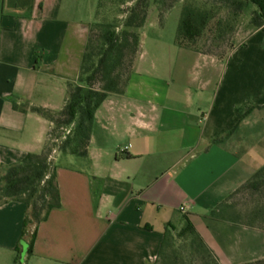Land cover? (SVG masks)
I'll use <instances>...</instances> for the list:
<instances>
[{
  "label": "crops",
  "instance_id": "obj_1",
  "mask_svg": "<svg viewBox=\"0 0 264 264\" xmlns=\"http://www.w3.org/2000/svg\"><path fill=\"white\" fill-rule=\"evenodd\" d=\"M83 14L80 0L29 12L0 0V180L46 146L53 123L30 107L65 105L95 18ZM145 26L125 92L96 110L88 155H53L62 206L23 264H154L165 229L188 220L222 264L264 259L258 222L211 216L264 166V31L241 26L219 57ZM28 211L0 203V264H15Z\"/></svg>",
  "mask_w": 264,
  "mask_h": 264
},
{
  "label": "trees",
  "instance_id": "obj_2",
  "mask_svg": "<svg viewBox=\"0 0 264 264\" xmlns=\"http://www.w3.org/2000/svg\"><path fill=\"white\" fill-rule=\"evenodd\" d=\"M36 0H5L7 8L29 12ZM108 1L100 0L99 8ZM132 0H121L119 5ZM163 16L181 0H155ZM151 0H136L124 11L118 25H102L95 49L87 44L78 82H70L65 105L61 110L32 106L30 110L53 123L48 142L40 153H28L24 159L8 167L0 180L2 202L15 200L26 203L29 211L17 248L15 264H23L24 254H32L38 226L47 220L51 211L62 206L57 181L54 150L81 157L88 155L96 110L111 93L122 94L129 83L132 67L140 46L138 29L145 26L149 17ZM264 31V0H185L176 43L184 48L226 56L234 47L235 37L242 25ZM94 40V37L90 39ZM90 48V49H89ZM99 85V86H98ZM15 108H25L14 103ZM70 128V132H66ZM264 188V166L253 177L233 192L211 216L216 219L242 220L230 216L229 200L245 191ZM1 202V203H2ZM251 215L248 222H258L264 227V210ZM33 227V229H31ZM190 238V248L208 259L207 264H220L215 252L205 242L195 226L188 220L182 228L170 225L165 229L164 240L155 264L162 260L170 264L175 238ZM194 254V253H193ZM243 264H264V259Z\"/></svg>",
  "mask_w": 264,
  "mask_h": 264
},
{
  "label": "rangeland",
  "instance_id": "obj_3",
  "mask_svg": "<svg viewBox=\"0 0 264 264\" xmlns=\"http://www.w3.org/2000/svg\"><path fill=\"white\" fill-rule=\"evenodd\" d=\"M121 0H115V3L108 1L103 7L99 8L100 0H80V5L83 6L84 18L90 16L95 11V18L89 26L88 43L90 48H94L98 45L97 36L102 31V25L114 23L118 25L117 31H122L120 25L121 19L125 16L124 11L134 5L136 0H132L126 4L117 2ZM177 2L175 6L170 8L163 16L160 14L158 5L155 0H151L149 7V20L148 24L142 29L143 36H161L168 40L176 41L178 28L181 20L183 3ZM9 9V8H8ZM246 27V25H242ZM141 30V29H140ZM139 31V29H138ZM249 31H242L240 38L243 39L248 35ZM94 37V40L91 38ZM89 48V49H90ZM99 86V85H98ZM70 132V128L67 129ZM56 155V154H54ZM3 199L0 197V203ZM230 203V216L239 215L243 221H248L251 215L262 213L264 210V188L257 191H245L234 195L229 200ZM33 229V227H31ZM191 239L188 236L184 238H175L173 249L170 250L172 253V259L170 264H207V258L200 252H193L190 248ZM194 253V254H193ZM220 262V260H219ZM155 264V263H154ZM158 264H163L162 260ZM220 264H222L220 262Z\"/></svg>",
  "mask_w": 264,
  "mask_h": 264
},
{
  "label": "built area",
  "instance_id": "obj_4",
  "mask_svg": "<svg viewBox=\"0 0 264 264\" xmlns=\"http://www.w3.org/2000/svg\"><path fill=\"white\" fill-rule=\"evenodd\" d=\"M68 132H69V131H68ZM57 152H58V149L56 148V149L54 150V154H56ZM185 209H186L185 206H182V207H181V210H182V211H185Z\"/></svg>",
  "mask_w": 264,
  "mask_h": 264
}]
</instances>
